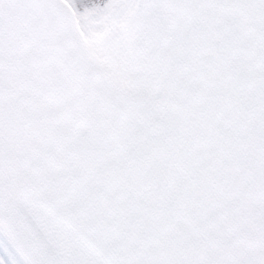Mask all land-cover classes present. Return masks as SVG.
I'll return each instance as SVG.
<instances>
[{
    "label": "snow or ice",
    "instance_id": "6c2138e0",
    "mask_svg": "<svg viewBox=\"0 0 264 264\" xmlns=\"http://www.w3.org/2000/svg\"><path fill=\"white\" fill-rule=\"evenodd\" d=\"M0 264H264V0H0Z\"/></svg>",
    "mask_w": 264,
    "mask_h": 264
}]
</instances>
